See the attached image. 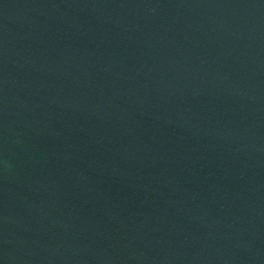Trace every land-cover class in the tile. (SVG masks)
<instances>
[{
	"label": "water",
	"instance_id": "water-1",
	"mask_svg": "<svg viewBox=\"0 0 264 264\" xmlns=\"http://www.w3.org/2000/svg\"><path fill=\"white\" fill-rule=\"evenodd\" d=\"M0 264H264V0H0Z\"/></svg>",
	"mask_w": 264,
	"mask_h": 264
}]
</instances>
